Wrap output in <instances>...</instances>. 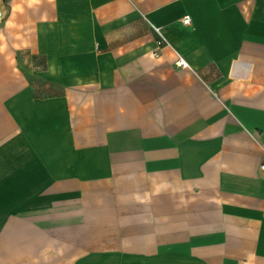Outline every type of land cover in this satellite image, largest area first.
I'll list each match as a JSON object with an SVG mask.
<instances>
[{
	"label": "crops",
	"instance_id": "crops-1",
	"mask_svg": "<svg viewBox=\"0 0 264 264\" xmlns=\"http://www.w3.org/2000/svg\"><path fill=\"white\" fill-rule=\"evenodd\" d=\"M0 10V264H264V0Z\"/></svg>",
	"mask_w": 264,
	"mask_h": 264
},
{
	"label": "built area",
	"instance_id": "built-area-1",
	"mask_svg": "<svg viewBox=\"0 0 264 264\" xmlns=\"http://www.w3.org/2000/svg\"><path fill=\"white\" fill-rule=\"evenodd\" d=\"M2 17H3V12L0 10V18H2ZM190 21H191L190 15H187L184 19V22L190 23ZM158 31H159V29H158ZM164 43L165 42H164L163 38L158 39V47H162L164 45ZM177 64L179 66H187L188 65L187 61L185 60V58L182 55H179V57L177 59ZM262 167L264 168V164L262 165Z\"/></svg>",
	"mask_w": 264,
	"mask_h": 264
}]
</instances>
